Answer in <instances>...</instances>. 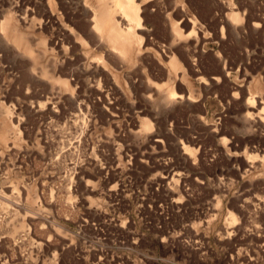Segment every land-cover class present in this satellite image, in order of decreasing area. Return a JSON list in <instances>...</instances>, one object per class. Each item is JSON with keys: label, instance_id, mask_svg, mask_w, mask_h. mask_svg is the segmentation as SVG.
I'll use <instances>...</instances> for the list:
<instances>
[{"label": "rangeland", "instance_id": "obj_1", "mask_svg": "<svg viewBox=\"0 0 264 264\" xmlns=\"http://www.w3.org/2000/svg\"><path fill=\"white\" fill-rule=\"evenodd\" d=\"M97 1L0 0V264H264V0H134L126 64Z\"/></svg>", "mask_w": 264, "mask_h": 264}, {"label": "bare ground", "instance_id": "obj_2", "mask_svg": "<svg viewBox=\"0 0 264 264\" xmlns=\"http://www.w3.org/2000/svg\"><path fill=\"white\" fill-rule=\"evenodd\" d=\"M98 3H102V7L100 8V10L94 14V16L92 17L91 20H89V22L91 23L92 26H90V30L89 31H93L94 34H96L98 37L95 39L97 43L99 44H103L105 41L106 43H108V45L112 48V52H114V56H115V60L118 62V63H122L124 60L125 61V58L126 56L128 55V53H130V47H131V50H132V47L134 48V41L136 40L135 38H137L138 36L135 35V28L137 29H141V17L140 16V12H143L141 11L142 8H139V6L135 3L136 1L134 0H98L97 1ZM17 6V5H16ZM144 7V6H143ZM171 8V7H170ZM226 10L228 11V18L230 19V24H231V27H229L228 29L232 30V32H235V31H238L236 26L237 24H239L240 21H242L243 18H241L238 13H235L232 9V7H230V5H226L225 6ZM224 10V9H223ZM161 12V11H160ZM167 13V12H166ZM165 13V14H166ZM115 15H117L118 17H116ZM90 17V16H89ZM165 17H168V15H166ZM186 17V16H185ZM143 18H144V15H143ZM6 19V18H5ZM169 20V19H168ZM228 20V19H227ZM4 21V20H3ZM32 21V20H31ZM167 21V20H166ZM170 23V21H168ZM229 22V20H228ZM172 23V25H171ZM169 25L171 26V32L172 35H176L177 38L175 39H179L181 37V40L185 39L187 40L188 37H183L181 36L182 34L179 33V28L176 27L177 24L174 26L173 25V22H171ZM237 23V24H236ZM242 23V22H241ZM167 24V23H166ZM192 24L194 25L195 22L193 21ZM90 25V24H89ZM87 26V25H86ZM174 26V27H172ZM229 26V25H228ZM240 26V25H239ZM9 27V22L8 21H4V23L2 22L1 25H0V30L1 31H7ZM89 27V26H88ZM242 27V26H241ZM249 27V26H248ZM247 27V28H248ZM258 25L255 24L254 26H252L250 28V30H255L257 29ZM28 28V27H27ZM17 29V28H16ZM227 29V30H228ZM242 29V28H241ZM19 30V29H18ZM17 30V32H18ZM226 30V31H227ZM244 31V29H242ZM13 31V29H12ZM134 31V32H133ZM242 31V32H243ZM92 32V33H93ZM240 32V31H239ZM238 32V33H239ZM2 33V32H1ZM14 33V32H13ZM71 33V32H70ZM236 33V34H238ZM14 34H17V33H14ZM13 34V35H14ZM73 34V33H72ZM243 34V33H242ZM18 35V34H17ZM13 36L11 38V41H12V44H14L16 47L19 46L20 44V39H19V36ZM20 35V34H19ZM190 35V34H189ZM12 36V35H11ZM21 36V35H20ZM23 38V36H21ZM20 37V38H21ZM76 37V36H74ZM183 37V38H182ZM21 38V39H22ZM135 39V40H134ZM139 38H137V41H138ZM173 39V37H172ZM174 39V41H175ZM23 40V39H22ZM21 40V41H22ZM92 40V38H91ZM94 40V42H95ZM134 40V41H133ZM180 40V41H181ZM93 41V40H92ZM102 41H104L103 43H101ZM178 42V40H177ZM9 43V42H8ZM184 43V42H183ZM7 43L4 41V39L0 38V46L1 48H3L4 50L7 49ZM137 44V42H136ZM171 44V43H170ZM173 44V43H172ZM106 45V44H105ZM132 45V46H131ZM61 46V45H60ZM108 47V46H107ZM25 49V48H24ZM107 49V48H106ZM110 49V48H109ZM180 50V49H179ZM108 51V50H107ZM110 51V50H109ZM27 52V51H26ZM111 52V53H112ZM132 52H134V50H132ZM169 52V51H168ZM29 53V52H28ZM107 53V52H106ZM105 53V54H106ZM136 55H138V51L136 49ZM144 53V52H143ZM182 53V52H181ZM15 54V52H14ZM100 55V54H99ZM107 55V54H106ZM112 55V54H111ZM135 55V54H134ZM168 55H170V53H168ZM109 56V55H108ZM113 56V57H114ZM167 56V55H166ZM112 57V56H111ZM189 57V56H188ZM99 57H97L98 59ZM110 58V57H109ZM134 58V57H133ZM179 58V57H178ZM178 58L174 55V54H171L169 56V60H170V66L173 71H176L177 69L180 68V63L178 61ZM94 59V58H93ZM112 59V58H110ZM109 59V60H110ZM100 60V59H99ZM128 60V59H127ZM47 62V61H46ZM99 62V61H98ZM126 62V61H125ZM123 62V63H125ZM130 62L132 63V61L130 60ZM128 63V62H127ZM192 63L191 65V68L195 67V63H194V60H191ZM97 64V63H96ZM126 64V63H125ZM130 64V63H129ZM128 64V65H129ZM187 64V63H186ZM224 64V63H223ZM47 65V64H46ZM87 65V64H86ZM123 65V64H122ZM45 66V65H44ZM225 66V65H224ZM91 67V65L89 66ZM135 67V66H134ZM223 67V66H222ZM129 68V67H128ZM40 69V68H39ZM87 70V68H85ZM222 70H224V68H222ZM94 71V74L97 73L98 74V69L97 67H94L93 69ZM196 72V71H195ZM171 73V72H170ZM46 74V73H45ZM93 74V75H94ZM100 74V73H99ZM34 75V74H33ZM179 75V74H178ZM198 75V74H197ZM44 76V75H43ZM223 77V76H222ZM221 77V78H222ZM37 78V77H36ZM183 78V76H182ZM176 79V77H175ZM214 79V78H213ZM219 78L216 77V79H214L215 81H218ZM223 79V78H222ZM174 80V79H173ZM184 80V79H183ZM172 81V80H171ZM173 82V81H172ZM152 86V85H151ZM114 89V88H113ZM149 90V89H148ZM153 90V89H152ZM48 91V90H47ZM151 91V90H150ZM166 92L165 94V99H164V105H168L169 104H172V103H175L177 99L181 100L183 97L181 95H177L173 89L171 87L166 88V90H164ZM97 92V91H96ZM100 93V92H99ZM128 93V92H127ZM127 95V94H126ZM98 96V95H97ZM100 96V95H99ZM145 96V94H144ZM150 96V95H149ZM71 97V96H70ZM151 98V97H150ZM149 99V98H148ZM188 100L190 99L189 97L187 98ZM254 99H252L251 97L247 100L246 104H245V108L246 110H248L247 112V117L253 115V113L251 112L253 110L256 109L255 105H254ZM178 102V101H177ZM251 110V111H250ZM250 111V112H249ZM4 114V113H3ZM8 114V113H7ZM260 114V113H259ZM10 116V115H9ZM10 119L12 120V118L10 117ZM3 120V119H2ZM10 120V121H11ZM4 121V120H3ZM250 121V120H249ZM245 122H248V120H246ZM254 123V122H253ZM145 129H150L151 125L149 123H146L145 124ZM224 142V141H223ZM222 143V141H221ZM248 147V146H247ZM246 148V146H245ZM244 149V148H243ZM187 150V149H186ZM249 151V150H248ZM255 151V150H254ZM261 151V150H260ZM256 152V151H255ZM262 153H263V150H262ZM226 155V154H225ZM247 155V154H246ZM258 156V155H257ZM262 156V155H261ZM248 157V156H247ZM263 157V158H262ZM261 159L259 158V160H262V165L264 167V156H262ZM235 158V157H234ZM250 158V157H248ZM258 158L256 157V160ZM249 160V159H248ZM258 160V161H259ZM255 162V161H253ZM252 162V163H253ZM257 162V161H256ZM261 162V161H259ZM250 163V162H249ZM251 163V164H252ZM250 165V164H249ZM253 165V164H252ZM250 165V167L252 168L253 166ZM255 165V164H254ZM258 165V164H257ZM256 165V166H257ZM247 169V168H246ZM262 171V170H261ZM257 173V172H256ZM176 175V174H175ZM159 177V176H158ZM262 178V177H261ZM263 180H264V176H263ZM261 181V180H260ZM259 200V199H257ZM257 202V201H256ZM255 203V202H254ZM18 225V224H17ZM24 224L23 223H19L18 225V228H24L23 227Z\"/></svg>", "mask_w": 264, "mask_h": 264}]
</instances>
